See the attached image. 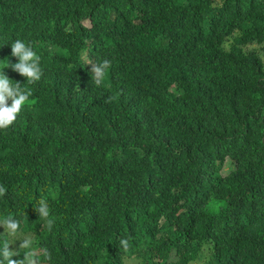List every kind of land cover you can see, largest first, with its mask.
<instances>
[{
	"label": "trees",
	"instance_id": "obj_1",
	"mask_svg": "<svg viewBox=\"0 0 264 264\" xmlns=\"http://www.w3.org/2000/svg\"><path fill=\"white\" fill-rule=\"evenodd\" d=\"M17 39L0 264H264V0H0V65Z\"/></svg>",
	"mask_w": 264,
	"mask_h": 264
},
{
	"label": "clouds",
	"instance_id": "obj_2",
	"mask_svg": "<svg viewBox=\"0 0 264 264\" xmlns=\"http://www.w3.org/2000/svg\"><path fill=\"white\" fill-rule=\"evenodd\" d=\"M11 56L15 57L17 62L12 63L8 58L3 65H0V130L7 129L17 119L25 104L29 101L32 95L30 88L22 87L19 80L13 83V80L4 71L10 68L13 72L18 73L25 78L28 83H35L40 80L42 76V69L40 67V56L34 51L33 47L24 41L17 39L11 44ZM89 65V64H88ZM91 65V80L100 86L106 76L107 70L111 66L109 60H103L99 63H90ZM113 97L108 98L110 102ZM10 102V103H9ZM5 188L0 186V195L4 194ZM36 212L39 217L47 220L49 228L53 224V220L49 219V205L45 199H41L36 207ZM10 227L15 230L18 223L9 220ZM122 243H126L122 241ZM12 255L5 248V257ZM8 264H22L17 260H8Z\"/></svg>",
	"mask_w": 264,
	"mask_h": 264
},
{
	"label": "rangeland",
	"instance_id": "obj_3",
	"mask_svg": "<svg viewBox=\"0 0 264 264\" xmlns=\"http://www.w3.org/2000/svg\"><path fill=\"white\" fill-rule=\"evenodd\" d=\"M263 63H264V58H262ZM231 165L228 164L227 162L224 163L222 169H221V173L225 174L229 169H230ZM0 231H2V228L0 226ZM207 248L206 246H204L202 248V250L199 252V254L197 255V257L192 260L191 262H189L188 264H205L206 260H207ZM26 264H35L34 260L31 258H27L26 259ZM123 264H138V259L135 256L129 257L124 259Z\"/></svg>",
	"mask_w": 264,
	"mask_h": 264
}]
</instances>
